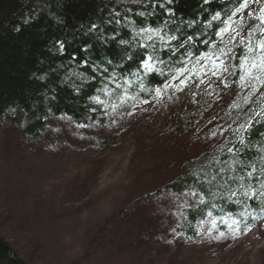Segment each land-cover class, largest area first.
<instances>
[{
	"label": "trees",
	"instance_id": "obj_1",
	"mask_svg": "<svg viewBox=\"0 0 264 264\" xmlns=\"http://www.w3.org/2000/svg\"><path fill=\"white\" fill-rule=\"evenodd\" d=\"M244 2L0 0V118L41 142L49 119L101 127L169 91L184 102L173 136L212 119L203 138L219 125L226 132L164 185L186 202L168 210L160 230L181 244L210 227L243 234L264 218V71L251 67L264 56V0ZM213 65L215 81L204 87L200 72L213 76ZM179 76L180 94L172 86ZM0 264H24L2 237Z\"/></svg>",
	"mask_w": 264,
	"mask_h": 264
},
{
	"label": "rangeland",
	"instance_id": "obj_2",
	"mask_svg": "<svg viewBox=\"0 0 264 264\" xmlns=\"http://www.w3.org/2000/svg\"><path fill=\"white\" fill-rule=\"evenodd\" d=\"M213 73L200 72L202 86L215 81L216 65ZM182 83L181 76L172 82L179 94ZM156 94L126 121L115 116L101 127L49 119L41 142L0 118V237L15 257L24 264H264V218L243 234L207 228L189 244L160 230L168 210L186 199L157 189L226 129L203 138L212 119L200 132L173 136L170 122L184 102Z\"/></svg>",
	"mask_w": 264,
	"mask_h": 264
},
{
	"label": "snow or ice",
	"instance_id": "obj_3",
	"mask_svg": "<svg viewBox=\"0 0 264 264\" xmlns=\"http://www.w3.org/2000/svg\"><path fill=\"white\" fill-rule=\"evenodd\" d=\"M247 7V0L241 5V8ZM240 9H237L239 11ZM261 12L264 13V8L261 9ZM216 17H214L215 19ZM264 19V17H262ZM258 47L264 51V40L259 41ZM251 50V49H250ZM147 66V65H146ZM252 68H259L261 71H264V56L260 57L259 63H253L251 65ZM159 92V90H157Z\"/></svg>",
	"mask_w": 264,
	"mask_h": 264
},
{
	"label": "bare ground",
	"instance_id": "obj_4",
	"mask_svg": "<svg viewBox=\"0 0 264 264\" xmlns=\"http://www.w3.org/2000/svg\"><path fill=\"white\" fill-rule=\"evenodd\" d=\"M150 61V59L149 60H147V62H149ZM165 189L163 188V189H157V192L159 193L160 191L162 192V191H164ZM198 196H196V198H197ZM202 198H203V196H200V197H198L197 199H196V203H198V202H200L201 200H202Z\"/></svg>",
	"mask_w": 264,
	"mask_h": 264
}]
</instances>
